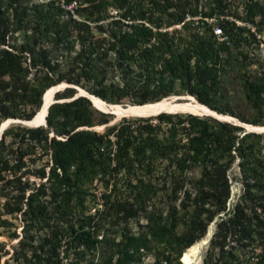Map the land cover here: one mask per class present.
Instances as JSON below:
<instances>
[{
  "label": "trees",
  "instance_id": "trees-1",
  "mask_svg": "<svg viewBox=\"0 0 264 264\" xmlns=\"http://www.w3.org/2000/svg\"><path fill=\"white\" fill-rule=\"evenodd\" d=\"M71 1L55 3V0H50L44 7L41 3L30 5L31 0H0V123L16 117L32 119L42 106L44 93L63 80L117 104L124 100L130 104L160 100L168 97L178 86L179 90L195 96L197 101L211 109L222 113L226 111L216 106L212 92L221 72L222 56L230 45L249 44L250 39L255 38L254 31L233 20H221L220 24L231 40V44L227 45L216 40L212 26L204 23L194 25L193 20L184 21V16L187 13L194 16L198 12L202 16L215 12L227 15L231 0H204L210 9L208 12L199 11L197 4L187 6L184 2L174 3L172 0H148L150 5L147 8H140L138 3L141 0L134 6H128L129 0H111L115 5L126 6L124 16L154 23L155 30L138 22L131 24L129 29L110 32L103 40L78 34L76 40L79 38L80 42L76 49L71 35L66 34L72 18L70 15L63 17L67 12L64 6ZM194 1L197 3L198 0ZM243 1L247 11L244 21L254 23L253 17L257 15L264 19V8L259 0ZM99 3L95 6L97 10L102 5L101 1ZM132 7H136L135 14L131 12ZM150 8L158 12L173 9L167 12L166 25L183 22L187 35L178 37L174 32L169 34L158 30L159 24L150 18L153 12ZM15 29L23 30V42L20 44L6 42L8 31ZM240 56L246 59L245 52L241 51ZM31 69H34L32 77L29 76ZM245 88L249 102L264 115V72L256 77L247 76ZM75 92L77 89L66 87L62 92L55 93V99L72 97ZM92 105L83 95L54 102L48 108L46 126H29L22 130L20 142L27 139L41 143L45 150H52L51 176L48 178H52L53 182L49 186L50 200L47 202L42 199L46 193L43 183L36 185L22 179L25 173L21 171L25 166L23 152L13 158L10 155L13 150L4 142L8 131L2 133L0 187L1 196L5 198L4 212L20 215L25 234L31 229L37 232L51 225L50 220L56 221L50 226L49 236H43L40 247L35 249L32 246L27 250L29 255L23 251L25 236L20 238L18 249L14 252L15 259L25 258L27 264H62L57 249L67 228V233L77 243L94 247L100 240L90 225L93 216L83 214L80 208L83 205L80 196L85 179L96 174H152L159 159L177 154L186 146V155L177 158L174 163L181 171L199 166L200 177L196 180L199 194L193 197L197 206L189 215L186 232L181 235L178 255H182L203 235L209 221L218 213L226 212L225 199L229 196V186L225 173L235 157L238 158L243 191L233 209L225 213L227 216L217 221V226L225 231V235L241 231L240 239L248 238L251 234L248 236L244 230V208L248 205L247 200L255 198L253 193L261 192L258 204L261 210L257 214V209H254L256 220L252 230L264 242V158L258 155L254 147L256 144L248 148L242 146L243 138L249 132L239 138L232 135V131L241 127L230 126L226 122L210 125L194 114L187 118H176L175 121L176 113L167 112L152 114L156 116L157 123L150 122V118H142L152 115H141L140 119L123 120L106 126L102 133L92 128L80 129L83 125H94L92 115L100 112ZM51 131L53 135L49 137ZM250 132L261 138V133ZM183 135L187 139L184 144L181 143ZM45 173V168H40L37 175L44 178ZM3 189L7 191L3 192ZM221 197L223 200L212 208L203 206L206 199ZM185 207L183 203L181 208ZM55 212L57 218L53 219ZM72 219L74 222L71 223ZM179 219L182 218L171 214L166 225L159 228L152 224L148 229L149 238L146 234H140L127 236V241H112V246L118 247L107 253L101 264H139L141 254L138 250L141 247L146 250L148 239L171 245V239L164 237L170 233V226L175 227L179 223ZM62 221L65 222V229L59 227L58 223ZM73 223L77 225L74 227ZM215 255L210 251L203 264L230 263L227 259L221 262L219 256ZM263 260L264 251L254 264H262ZM76 261L70 260L66 264H77ZM160 263L161 259L157 258L155 264ZM177 264L181 263L178 261Z\"/></svg>",
  "mask_w": 264,
  "mask_h": 264
},
{
  "label": "rangeland",
  "instance_id": "rangeland-1",
  "mask_svg": "<svg viewBox=\"0 0 264 264\" xmlns=\"http://www.w3.org/2000/svg\"><path fill=\"white\" fill-rule=\"evenodd\" d=\"M49 1L50 0H31L30 5L41 3L46 7ZM99 1L102 3V0H93L91 2L90 0H72L70 4L64 6L67 12L63 14V17L68 18L70 15L72 18V23L68 25L66 34L71 35V38H68L73 41L75 49L78 48L80 42L79 38L76 40L78 34L95 40H103L110 32L120 29H129L131 24H136L138 22L152 27L153 31L155 30L154 23H147L145 19H132L129 16H124L126 6L122 7L115 5L111 0H103L104 2L97 10L95 6L96 4H100ZM172 1L174 3L184 2L188 4L187 6L194 3V5L197 4V8H200V10L206 12L210 10L204 0H198L197 3L194 0ZM137 2L139 1L129 0L128 6H134ZM243 2V0H231V5L228 9L229 13L227 15L219 14V12H215L211 15L217 17L214 22L219 21L220 23V20H233L236 24L249 26L252 28L251 30L254 31L255 35L253 40L250 39L249 44L245 46L230 45L227 52L223 54L220 62L221 72L212 90L214 94L213 100L217 107L226 110L224 113H219L229 114L243 122L264 125V115L257 112L255 107L249 102L245 88L247 76L251 75L252 77H256L264 72V19H261V16L257 15L253 17L254 23H247V20L244 21L247 11ZM55 3H62V0H55ZM259 3L264 8V0H259ZM139 4L140 8L142 6L147 8V5H150L148 0H141L138 5ZM138 5H136V7ZM135 8L132 7V14L137 12ZM149 10L153 9L150 8ZM169 10H167V12H169ZM167 12L153 10L150 14V18L154 20L155 23L159 24L158 30L162 32L167 31L169 34L174 32L178 37H185L187 35V30L183 28L182 23L179 27L174 26L175 24L170 26L166 25L168 18ZM147 14H149V12ZM220 16L223 18L220 19ZM197 20L200 24L204 23L208 25L201 18ZM197 20H193L194 25L197 24ZM28 30L30 31L29 28ZM6 42L15 44L23 42V30L15 29L8 31ZM241 51L246 53V59L240 56ZM33 70L34 69H31V73L29 74L30 77H32ZM61 82L66 83L65 80ZM65 88L66 87H62L58 92H62ZM81 88L86 90L83 87ZM75 95L76 94L72 97L61 99L70 100L73 99ZM187 96H192L196 99L195 96L179 90L178 86H176L174 92L168 95V97L177 98ZM110 103L117 104L113 102ZM119 104L130 103L124 100ZM97 110L100 113L94 112L92 115L94 125L91 127L83 125L79 127L80 129L92 128L102 133L106 126L117 124L123 120L140 119L139 117L141 116L115 118L113 114L103 112L100 109ZM188 115L192 114L176 113L177 117H174V120L176 121V118H187ZM195 116L205 120L210 125H216L217 122H226L230 126L241 127V129H233L232 135L240 138L244 133L249 132V135L243 138L244 142L242 146L248 148V146L256 144L254 147L258 150V155L264 158V132H261V138H258L253 132L246 131L241 125L234 121L218 119L210 115ZM142 118H150V122L152 123L158 122L156 116L153 115L149 117L143 116ZM15 119L24 120L25 118L16 117ZM1 124L2 123H0V125ZM163 126L166 127L165 125ZM27 127L29 126L21 122L9 123L3 130V132L8 131L4 137V142L10 150H13V153L10 154L13 158L23 152L25 166L22 167L21 171H25V173L22 179H28L29 182H33L36 185L43 183L46 188V193L42 199L47 202L50 200L49 186L51 185L50 183L53 182L52 178H48L51 176L52 150L50 148L45 150L41 143L30 142L27 139H25L24 142H20L19 138L23 132L22 130ZM52 135L53 132L51 131L49 137ZM186 142L187 139L183 135L181 143L184 144ZM186 150H188L187 146L184 149H180L177 154L172 153L167 158L159 159L160 162L157 164L152 174H120L117 176H101L96 174L95 176L91 175L85 179L82 183L80 196L83 205L80 208L83 210V214H90L93 216L90 225L100 241L96 243L94 247L85 246L81 243L79 244L67 233V228L62 235L57 249L62 264H66V262L70 260H77V264H101L107 253L118 247L112 246V241H127V236H138L140 234H146L147 238H149V227L152 224L159 228L166 225L167 221H169V215L171 214H175L178 218H182L179 219V223L175 227L170 226V233L166 234L164 237L166 239H171V245L165 242L159 243L155 240L148 239L146 254L143 258L144 262H142L141 258L138 262L139 264H155L157 258L161 259V262H165V264H177L178 261L181 264H203L208 258L210 251L217 254L215 256H219L221 262H225V259H227V262L230 260L228 264H236L237 262H239L238 264H254L264 251L263 239L257 237L252 230L254 229L256 220L254 209H257V214H260L261 210L260 205H258L260 202L259 194H261V192L253 193L255 198L251 201L247 200L248 205L244 208V212L246 213L244 230L248 236L251 234L248 238L240 239L239 234L241 231H238L239 233L228 232L225 235V231L220 230L217 226V221H219L221 217L227 216L225 213L233 209L235 203L239 201L243 191L242 181L239 179L240 172L237 164V157H235V161L227 168L225 173L229 186V196L225 199L226 212L218 213L208 222L203 235L195 240L192 246L185 249L182 255V262L180 261L181 255L179 256L178 253L180 251L179 247L181 246V235L186 232L189 215L193 212L195 206H197L193 201V197L199 194L196 180L200 177V168L197 165L184 171L177 169L174 160L183 158L186 155ZM232 152L234 153L235 150H232ZM40 168H45L46 173L44 178H40L37 175ZM4 191H7V189H3V192ZM1 192L2 189L0 187V264H4L5 261H7V264H20L21 262L27 264L28 261H26L25 258H23V260L21 258H14L15 249H18V240L25 236L26 245L23 249L25 252L30 250L32 246L38 249L36 247H40L43 236H49L50 226L54 225L56 221L54 220L53 222L50 220L49 222H51V225L43 227V229L37 232L31 229L28 234H25L22 229L24 222L21 221L20 215H8L4 212L5 198L1 196ZM222 200L223 197L215 200L206 199L203 206L212 208L213 205L220 203ZM183 203L186 205L185 208H181ZM56 216V212L52 214L53 219L57 218ZM2 220L5 221L2 222ZM72 222H74L73 219L71 220V223ZM64 223V221L59 222V227L65 229ZM73 224L74 227L77 225L76 223ZM209 229L210 235H206ZM215 242H217L218 245ZM27 254L29 255V251H27ZM166 258L167 260L165 261ZM28 264H30V262ZM262 264H264V260Z\"/></svg>",
  "mask_w": 264,
  "mask_h": 264
},
{
  "label": "bare ground",
  "instance_id": "bare-ground-1",
  "mask_svg": "<svg viewBox=\"0 0 264 264\" xmlns=\"http://www.w3.org/2000/svg\"><path fill=\"white\" fill-rule=\"evenodd\" d=\"M65 83H60L57 85H53L50 87L43 95V103L36 115L30 120L23 119H15L9 118L4 120L1 124V129L4 130L5 127L11 122H21L26 126L35 127L36 125L43 123L45 119L46 112L51 105L52 102L56 101L55 99V90L56 88H61ZM73 85V84H72ZM77 88V92L75 93L77 96L84 95L90 98L93 105L102 110L103 112L113 114L115 118H121L125 116H140V115H151L159 112H167V113H188L194 115H210L215 116L218 119L230 120L235 123L242 125L247 131L261 132L264 130V125H254L251 123L243 122L229 114L219 113L207 105L197 101L192 96H187L183 98H170L164 97L160 100H156L153 102H147L144 104H111L101 99L98 96H95L86 90L82 89L79 86L73 85ZM79 94V95H78ZM177 95V94H176ZM58 101H62L59 99ZM102 129V128H101ZM230 199V198H229ZM210 235V229L206 233ZM184 254V251L182 255ZM182 255L180 256V261L182 262Z\"/></svg>",
  "mask_w": 264,
  "mask_h": 264
},
{
  "label": "built area",
  "instance_id": "built-area-1",
  "mask_svg": "<svg viewBox=\"0 0 264 264\" xmlns=\"http://www.w3.org/2000/svg\"><path fill=\"white\" fill-rule=\"evenodd\" d=\"M200 11V8H199ZM198 18L203 19V21H205L208 25L212 26V32L215 35V38L218 42H223L227 45H229L231 43V40L229 38V36L224 32L222 25L218 22H214L216 21L217 17L216 16H202L200 12H198L196 15L192 16L191 14L187 13L184 16V21H188V20H197ZM223 17L220 16V19H222ZM221 21V20H220ZM183 23V22H181ZM181 23L175 24L174 26L179 27L181 25ZM198 23V20H197ZM171 29V27H170ZM139 253L141 254V258H142V262H144L143 258L144 255L146 254V250L144 248H139ZM160 264H165V262H161Z\"/></svg>",
  "mask_w": 264,
  "mask_h": 264
},
{
  "label": "water",
  "instance_id": "water-1",
  "mask_svg": "<svg viewBox=\"0 0 264 264\" xmlns=\"http://www.w3.org/2000/svg\"><path fill=\"white\" fill-rule=\"evenodd\" d=\"M62 87H73V88H75V89H77L75 86H73L72 84H70V83H65L63 86H61V88ZM60 88V89H61ZM59 88H56V90H55V93L56 92H58L59 90H60ZM79 95V94H78ZM81 95V94H80ZM84 96V95H83ZM74 97H77V95H75ZM86 98H88V96H85ZM170 98H176V97H170ZM89 100H90V98H88ZM58 100H56V101H54V102H57ZM62 101H68V100H62ZM91 101V100H90ZM54 102H52V103H54ZM51 103V104H52ZM47 113H48V110H47V112H46V115H47ZM45 115V116H46ZM37 126H46V117H45V119H44V122L43 123H40V124H38V125H36L35 127H37ZM242 126V125H241ZM2 132H3V130L1 129V125H0V139H1V136H2ZM261 132H264V130H262ZM261 132H258V133H261Z\"/></svg>",
  "mask_w": 264,
  "mask_h": 264
}]
</instances>
